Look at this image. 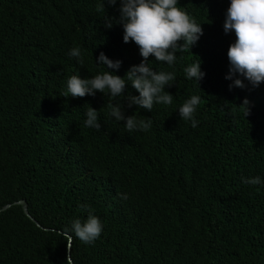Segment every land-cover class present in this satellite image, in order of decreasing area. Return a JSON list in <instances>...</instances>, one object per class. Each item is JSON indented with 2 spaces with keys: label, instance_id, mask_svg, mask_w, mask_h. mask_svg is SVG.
<instances>
[{
  "label": "trees",
  "instance_id": "16d2710c",
  "mask_svg": "<svg viewBox=\"0 0 264 264\" xmlns=\"http://www.w3.org/2000/svg\"><path fill=\"white\" fill-rule=\"evenodd\" d=\"M228 4L179 0L203 34L171 66L150 55L176 79L165 88L172 104L148 111L127 107L138 95L130 84L115 101L65 96L71 75L108 70L100 52L122 61L121 77L143 59L120 23L105 27L120 0H0V210L10 205L0 211V264H264V187L243 182L264 179V82L229 88ZM74 46L83 63L68 54ZM199 59L198 85L183 69ZM192 95L196 128L178 113ZM112 103L151 127L128 132L109 116ZM90 106L99 129L84 125ZM85 205L101 236L69 243L63 232L87 218Z\"/></svg>",
  "mask_w": 264,
  "mask_h": 264
},
{
  "label": "clouds",
  "instance_id": "9594fccd",
  "mask_svg": "<svg viewBox=\"0 0 264 264\" xmlns=\"http://www.w3.org/2000/svg\"><path fill=\"white\" fill-rule=\"evenodd\" d=\"M112 5L117 0H108ZM179 0H120L119 18L105 17V27L111 28L113 22H118L123 27V42H134L139 48L143 59L138 65H132L124 77L116 74L122 61L112 60L103 52L96 57V63L104 65L108 70L99 72L90 78H81L73 74L67 79L65 96L84 97L95 96L97 91L108 95L115 101L124 94L126 85H131L138 95L130 94L126 97L127 107L133 105L140 109L152 111L154 104L171 105L173 95L165 91L166 86L172 84L176 77L173 72L154 70L149 66L150 55L158 62L173 65L177 59V52L190 50L203 34L201 24L181 8L177 7ZM224 32L235 33V41L229 45L227 57L229 71L225 79L231 80L229 88H244L246 79L253 87H258L264 82V0H229L223 24ZM182 41V43H178ZM70 56L83 63L81 49L74 46L69 50ZM186 79L199 81L205 73L201 70V61H194L183 69ZM243 77V79H241ZM200 103L198 95H192L178 108L179 117L190 121L196 128L198 121L194 113ZM249 101L243 100L246 107L245 114L249 111ZM109 116L118 122L124 123L128 132L144 131L151 127V119H137L135 115H125L119 103L110 104ZM85 127L100 128L98 111L89 107L86 111ZM250 185L264 187V179L260 176L249 177L243 180ZM126 199V195H122ZM87 218L83 221L75 218L70 227L63 232L70 243L73 236L85 244H92L101 236L103 224L98 216L88 206Z\"/></svg>",
  "mask_w": 264,
  "mask_h": 264
},
{
  "label": "water",
  "instance_id": "95a60500",
  "mask_svg": "<svg viewBox=\"0 0 264 264\" xmlns=\"http://www.w3.org/2000/svg\"><path fill=\"white\" fill-rule=\"evenodd\" d=\"M18 204L23 205L24 206V209H25V212L29 215L27 202L25 200H21V201L18 202ZM9 206L10 205H7V206L3 207L2 210H0V211L6 210Z\"/></svg>",
  "mask_w": 264,
  "mask_h": 264
}]
</instances>
